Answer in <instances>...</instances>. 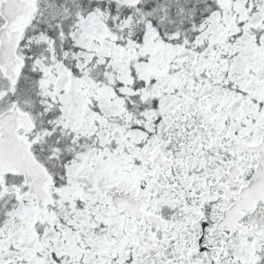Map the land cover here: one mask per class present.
Listing matches in <instances>:
<instances>
[{"label": "snow or ice", "instance_id": "snow-or-ice-1", "mask_svg": "<svg viewBox=\"0 0 264 264\" xmlns=\"http://www.w3.org/2000/svg\"><path fill=\"white\" fill-rule=\"evenodd\" d=\"M0 264H264V0H0Z\"/></svg>", "mask_w": 264, "mask_h": 264}]
</instances>
